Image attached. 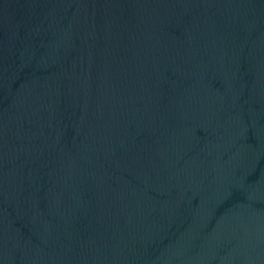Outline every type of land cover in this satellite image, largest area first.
Listing matches in <instances>:
<instances>
[{
	"label": "water",
	"instance_id": "95a60500",
	"mask_svg": "<svg viewBox=\"0 0 264 264\" xmlns=\"http://www.w3.org/2000/svg\"><path fill=\"white\" fill-rule=\"evenodd\" d=\"M0 264H264V0H0Z\"/></svg>",
	"mask_w": 264,
	"mask_h": 264
}]
</instances>
